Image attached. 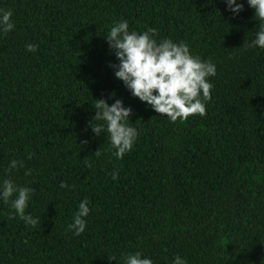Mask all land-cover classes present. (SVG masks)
Returning <instances> with one entry per match:
<instances>
[{
	"label": "trees",
	"instance_id": "1",
	"mask_svg": "<svg viewBox=\"0 0 264 264\" xmlns=\"http://www.w3.org/2000/svg\"><path fill=\"white\" fill-rule=\"evenodd\" d=\"M237 2L239 14L224 0H0L15 24L0 35V180L35 190L25 211L39 221L0 202V264H118L135 251L155 264H264V49L247 46L259 21ZM121 19L216 65L204 116L172 122L115 78L105 34ZM99 98L133 109L139 136L123 159L91 130ZM12 159L24 166L9 172Z\"/></svg>",
	"mask_w": 264,
	"mask_h": 264
},
{
	"label": "clouds",
	"instance_id": "2",
	"mask_svg": "<svg viewBox=\"0 0 264 264\" xmlns=\"http://www.w3.org/2000/svg\"><path fill=\"white\" fill-rule=\"evenodd\" d=\"M246 2L254 9V16L259 21L255 37L247 46L264 49V0ZM224 3L233 14H239L244 8V4L237 0H224ZM12 16L11 9L0 8V35L14 30ZM156 32L152 27L142 32L129 30L126 19L113 22L105 39L117 62H109L108 66L132 97L146 103L156 113L167 116L170 121H184L196 114L204 116L213 87L209 78L216 75V65L211 60L193 55L189 46L182 41L177 42L170 37L157 40ZM25 47L27 51L35 52L38 45L29 43ZM94 109V117L102 123H90L92 132L97 136L101 132L107 133L111 154L117 159H123L126 153L133 150L139 136L138 129L129 123L132 107L125 106L124 101L119 98L111 104L106 99L99 98L96 99ZM31 155L29 153V159ZM23 166L22 161L12 159L8 171ZM25 175H31V169L25 171ZM117 175V170H113V180ZM60 187L67 188L69 185L62 181ZM34 191L30 186L18 185L11 178L0 180V202L10 204L13 214L31 227H36L39 222L38 218L25 211ZM88 205L87 198L79 201L73 221L68 225L74 235L78 236L86 229L85 218L90 213ZM118 264L155 262L151 256L135 251L122 253V261H118ZM171 264H188V261L177 254Z\"/></svg>",
	"mask_w": 264,
	"mask_h": 264
}]
</instances>
